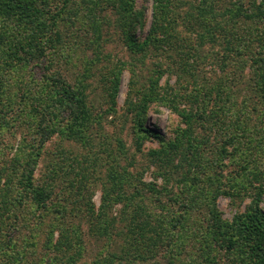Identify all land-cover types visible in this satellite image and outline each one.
Segmentation results:
<instances>
[{
    "label": "trees",
    "instance_id": "obj_1",
    "mask_svg": "<svg viewBox=\"0 0 264 264\" xmlns=\"http://www.w3.org/2000/svg\"><path fill=\"white\" fill-rule=\"evenodd\" d=\"M104 8H114L117 26L131 51L142 54L141 60L149 55L158 58L146 84L130 85L127 93V112L132 114L136 137L159 139L160 147L152 149L150 156L164 167L183 154L187 168L177 182L179 191L171 197L166 185L145 183L156 191L152 199L142 187L129 192L133 179L127 167L110 166L96 208L86 186L96 165L90 174V166L84 165L76 181H69L75 192L72 189V195H63L52 207L56 169L49 182L35 180L41 149L57 135L86 146L94 127L99 125V132L104 128L101 114L88 100L86 81L92 65L110 56L102 46L107 22L99 12ZM143 22L136 0H0V139L13 128L22 132L12 156L0 151V264L26 260L27 254L16 249L13 241L1 237L6 226L1 221L24 206L41 211L50 207L59 213L57 229L48 242L56 256L42 259V264L79 261L85 246L79 232L82 219L76 222V211L82 207L94 235L109 238L110 243L113 234L123 240L120 250L108 249L90 264H160V253L165 251L173 263L186 242L196 250L193 264H264V168L254 150L248 147L246 152L253 139L256 103L264 105V0H153L151 26L141 39L136 30ZM82 44H88L94 58L82 74L73 76L64 65L74 64L72 50ZM205 65L211 69L209 74ZM122 66L125 63L116 62L105 73L106 114L117 115ZM172 69L183 76L178 87L160 82ZM241 87L249 90L246 103L239 102ZM154 103L169 107L185 124L177 128L174 138L146 124ZM224 113L232 114L236 126L230 136L232 152L227 145L212 147L208 133L203 137L197 133L200 125L226 117ZM216 154L232 155L236 169L227 174L223 169V173L209 172L218 162ZM163 192H168L165 199ZM221 196L241 202L249 199V203L228 219L218 206ZM72 197L75 202L68 206ZM115 203L122 204V216L117 218L111 213ZM55 230L59 237L54 241Z\"/></svg>",
    "mask_w": 264,
    "mask_h": 264
},
{
    "label": "rangeland",
    "instance_id": "obj_2",
    "mask_svg": "<svg viewBox=\"0 0 264 264\" xmlns=\"http://www.w3.org/2000/svg\"><path fill=\"white\" fill-rule=\"evenodd\" d=\"M136 9L143 14L144 24L142 27H137L136 30V34L143 39L151 26L153 0H136ZM101 13L105 16V21L107 22L103 31L105 38L102 42V46L104 47V54H109L110 56L92 65L89 71L90 74H88L89 77L87 75L88 79L86 81L88 83V100L94 108V111H98L99 114H101V123L104 128L99 132L97 131L99 125H96L94 127L92 139H90L89 144L86 143V146L65 138L62 140L57 135L48 141L43 146V149H41L37 156L38 165L36 168L35 180L37 184L48 181L47 179L51 171L56 169L57 178L53 186V204H50L52 207L54 204L58 205V200L62 199L63 195H72L73 187L70 186L69 181L71 179L76 181L75 177L78 176V170L84 165L90 166L89 174L93 172V165H96V170L91 176H88L89 180L86 181V186L89 187L87 195H92L96 208H98L102 202L103 185L110 166L118 170H123L124 167H127L133 179L132 186L130 185L128 187L129 192L132 190L134 191L135 186L142 187L152 199L157 196L155 193L156 191L150 190L149 186L146 184L154 182L158 188L166 185L169 190H171L168 194V196L171 197L174 193L179 191L177 182L182 178L181 174L184 173L187 168L184 166L185 160L181 159L183 154L182 157H176L174 163L172 162L164 167V165L160 164L158 159L150 156V151L152 149L160 147L159 139L154 136H148L146 138L136 137L132 127L134 125L132 114H128L127 112V93L130 85L137 87L146 84L148 78L153 74L152 71L155 69V63L158 58L148 54V57L141 60L143 57L142 54H136L126 46L121 28L117 26L116 23L117 15L114 8L100 9L99 14L101 15ZM183 34H186V29L183 30ZM86 46L88 47V44H82L74 48L72 50L74 64L64 65V69L73 76L77 75V73L82 74L83 71H85V67H87L86 64L90 63L89 59L94 58L91 48H95L96 44L90 43L91 48H86ZM116 62H123L125 66H122L124 70L121 73L119 82L117 115H114L106 114L108 111L107 108L109 107V97L107 92L108 82L105 80V73L107 74L109 69L114 66ZM204 67L207 74H209V71H211L210 67L208 65ZM38 72L42 74V69H38ZM217 74L223 75L225 73H223V71H217ZM181 79H183V76H180L177 69H172L163 74L160 82L164 86L168 82L170 85H176L178 87ZM248 92V87L240 88V92H238L240 97L239 102L246 103L245 98L248 99ZM253 101L259 100L253 97ZM247 105L249 109H254L250 101H248ZM256 106L257 111L253 112L252 110L254 119L251 125L254 127V132L251 134L253 139L250 144L248 143L246 152H249L248 147L254 150L256 156L260 159L259 166L264 168L262 164V160L264 159V105L257 102ZM260 110L263 116L257 117L256 114ZM224 114L227 116L220 117L212 123L209 122L200 125L197 129V133L201 137L207 136L208 133V137L211 139L209 142L212 143V147L218 146V148H223L224 145H227V147L229 146V152H232L234 148L230 136L236 132V126L234 122H232V114ZM146 124L151 129L159 132L160 135L164 134L167 138H174L177 128L185 126L178 114L172 112L169 107L155 103L152 104L149 109ZM25 129L27 130V128ZM21 137L22 132L18 128H13L12 131H8L0 139V151L7 156H12L17 146L16 144ZM123 145L125 146L124 149L122 148ZM232 157V155L217 156L216 154L215 160L218 162H213L214 169L209 170V172L213 173L220 171L223 173L224 171L225 174L233 172V169H236V165L232 164ZM178 163L179 165L177 167L176 165ZM199 169L200 166L196 167L194 171ZM221 169H223V171ZM163 171L167 175L162 173ZM166 179H168V182ZM75 189L76 188L73 189L74 192ZM167 193L168 192H163V199H165ZM74 199L76 198L72 197L70 202H67L68 206L74 204ZM248 203L249 199L243 202L239 200L234 201L226 196H221L218 199V206L223 212L224 217L228 219H232L238 211H243ZM121 205L122 204L118 203L113 205L111 213L116 218L122 216L120 213ZM262 206L264 208V202ZM73 209L76 211V207H73ZM203 211L205 210L203 209ZM13 213L18 215L15 216ZM13 213H10V216H7V214L5 220L1 221L3 224L6 223L1 237L13 241L16 249H19L23 254H27L26 260H23L21 264H42V259L54 258L56 252L50 248L48 242L51 237V231L57 229L55 221L59 220V213H56L50 207L45 211H41L31 206H24L22 209H16ZM76 214H79L76 222H79L78 219H82L79 232L85 246L82 251L83 254L76 264H90L97 257L105 255L108 249H111V251L120 250L123 242L122 236L113 234L115 240L110 243L109 238L96 236L90 231V223L88 222L89 217L86 216L87 214L84 207L78 209ZM195 216H197V212L193 213V220L196 219ZM198 216H200V214ZM76 224L77 223H75V225ZM58 237L59 232L55 230L53 237L54 241L58 239ZM188 245L189 243L186 242L182 248L183 250L181 249L180 256L174 258L173 263L169 260V253L166 251L160 253V264H193L194 261L192 256L195 254L196 250ZM151 262H153V260ZM57 264L61 263L57 261ZM141 264H147V262ZM196 264L199 263L196 262Z\"/></svg>",
    "mask_w": 264,
    "mask_h": 264
}]
</instances>
